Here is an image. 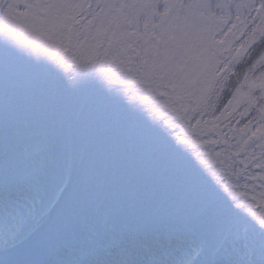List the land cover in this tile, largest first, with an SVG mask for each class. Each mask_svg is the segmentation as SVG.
<instances>
[{
	"label": "rangeland",
	"instance_id": "1",
	"mask_svg": "<svg viewBox=\"0 0 264 264\" xmlns=\"http://www.w3.org/2000/svg\"><path fill=\"white\" fill-rule=\"evenodd\" d=\"M88 1L0 0V264H264V0Z\"/></svg>",
	"mask_w": 264,
	"mask_h": 264
},
{
	"label": "trees",
	"instance_id": "2",
	"mask_svg": "<svg viewBox=\"0 0 264 264\" xmlns=\"http://www.w3.org/2000/svg\"><path fill=\"white\" fill-rule=\"evenodd\" d=\"M260 1L262 2V0H260ZM88 3L93 4V0H89ZM213 3H215L214 4V9H213L214 14L217 17L219 15L222 16L224 14L225 10H226V8H224V6L222 4V1L221 0H214ZM171 4H173L172 3V0H162V5L161 6H165V7L162 8L161 10L163 12H165V13H168V11L171 10V6H172ZM233 4H234V2H233ZM234 20L229 21V23L231 24V22H233ZM237 22H238V20H236L235 23H237ZM243 38H244V40L242 41ZM245 38H246V34L242 38L239 37L238 38L239 41H237V43H236V44H238L237 46L239 47L238 48V57L239 56L240 57L238 58V60H239V63L240 64H238V66L234 67L232 69V71L231 70H225V68H223V66H222V69H221V72L223 71V73H224L222 75L223 76V79L226 80V83H227L226 87H224V88H227L228 92H231L232 94H233V92H236L238 90V87H239L238 85H240V83L243 82V80L246 81L247 80V77L251 78L252 77L251 74H253L255 72V70H252L248 66V63L250 61H254L256 59H260L261 58V54L258 53L259 51L256 49V45L257 44L256 43H253L252 45H250L249 42H248L249 40H245ZM79 39H80L79 43H81V41H83V38L79 37ZM262 44H264V40L262 41ZM79 45L82 46L81 44H79ZM79 45L77 43V45H76L77 50L75 51L76 52L75 53L76 54L75 55V60L73 61L75 63V66H76V69L77 70H80L78 68L79 67V63L82 62V60L84 61V57H85V53H84L85 49H83ZM232 58L234 60L236 59L235 56L232 57ZM238 60H237V62H238ZM242 68L244 69V71L246 73L245 75H244V73H241ZM229 73L231 74V76H228ZM54 78H56V79L53 80L54 83H52V87H53V89L56 88L59 91L60 87L62 85H64V83L62 81L63 80V77L61 76V73L60 72H56L54 74ZM224 88H219L217 86V88H216V90H215V92H214V94L212 96V99H211L213 102H215V103H219L220 102V100H221V93H223V91H224L223 89ZM221 104H223V103H221ZM221 104H219L214 109L212 108V110L208 114L209 119H217L218 120V118H220V119L222 118L223 115L221 114V111L223 110L224 107H220ZM239 107H240V110H241L242 115L244 116V118L242 116L240 117L241 118V121H240L241 122V126H244L245 127L247 124H250V121L253 119V116L255 117V115L256 116H259L258 119L261 120L262 114H259L258 111H257V109L259 107L254 108V110H256V112L254 113L255 115H253V116L246 115L247 114L246 106H239ZM219 109H221V111L220 112H217ZM234 117L232 115L229 118L230 119H233ZM218 121L221 122V120H218ZM262 121H263V119H262Z\"/></svg>",
	"mask_w": 264,
	"mask_h": 264
}]
</instances>
